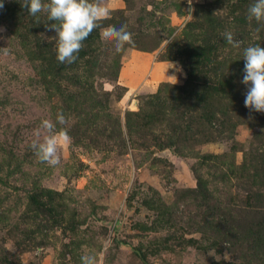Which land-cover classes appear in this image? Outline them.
<instances>
[{
  "label": "rangeland",
  "instance_id": "rangeland-1",
  "mask_svg": "<svg viewBox=\"0 0 264 264\" xmlns=\"http://www.w3.org/2000/svg\"><path fill=\"white\" fill-rule=\"evenodd\" d=\"M104 3L61 63L47 12L3 0L0 264H264V113L241 83L245 48L264 47L254 0ZM122 25L135 45L117 53L101 32ZM133 52L147 69L121 78ZM61 111L71 139L51 167L30 142Z\"/></svg>",
  "mask_w": 264,
  "mask_h": 264
},
{
  "label": "clouds",
  "instance_id": "clouds-1",
  "mask_svg": "<svg viewBox=\"0 0 264 264\" xmlns=\"http://www.w3.org/2000/svg\"><path fill=\"white\" fill-rule=\"evenodd\" d=\"M21 6L27 8L28 14L35 16L47 12L46 28L54 31L57 37V59L61 63H74L77 54L83 47V41L100 26V22L110 18L111 10L104 0H19ZM189 5L192 0H188ZM4 7L0 0V9ZM264 26V0H254L248 8V20ZM260 29L258 28L257 31ZM102 37L114 44L115 51L121 52L125 45L134 46L133 35L127 25L119 28L108 26L101 32ZM224 37L233 48H240L242 40L236 39L233 32H225ZM5 52L7 50L5 49ZM244 75L241 83L248 86L245 107L264 113V47L248 46L244 50ZM177 82V81H176ZM67 119L63 112H58L55 122L50 119L41 121L40 128L34 134L30 147L42 163L55 167L60 163L61 141L67 143L71 137L65 127ZM60 125L61 127H57ZM81 264H102V257L86 254L81 257Z\"/></svg>",
  "mask_w": 264,
  "mask_h": 264
},
{
  "label": "crops",
  "instance_id": "crops-1",
  "mask_svg": "<svg viewBox=\"0 0 264 264\" xmlns=\"http://www.w3.org/2000/svg\"><path fill=\"white\" fill-rule=\"evenodd\" d=\"M148 59H149V57L145 53H143V52H141V53L140 52H133L131 54L130 58L128 59L127 63L121 69V78L125 76L126 70L127 69L129 70L130 69L129 66H131L135 62H137V63L138 62L144 63L145 70H146L147 69V65H148ZM153 71H154V67H152L149 75H152L153 74Z\"/></svg>",
  "mask_w": 264,
  "mask_h": 264
},
{
  "label": "water",
  "instance_id": "water-1",
  "mask_svg": "<svg viewBox=\"0 0 264 264\" xmlns=\"http://www.w3.org/2000/svg\"><path fill=\"white\" fill-rule=\"evenodd\" d=\"M168 153H169V151H167V150H164V151H161L159 154H160V155H162V156H163V155H165V156H166Z\"/></svg>",
  "mask_w": 264,
  "mask_h": 264
}]
</instances>
